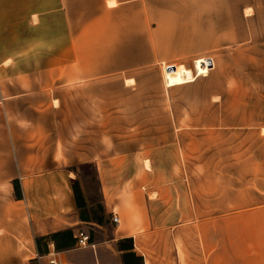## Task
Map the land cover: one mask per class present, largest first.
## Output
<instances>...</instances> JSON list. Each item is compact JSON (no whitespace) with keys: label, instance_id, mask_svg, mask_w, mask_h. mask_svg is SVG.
Returning a JSON list of instances; mask_svg holds the SVG:
<instances>
[{"label":"crops","instance_id":"0c3cea01","mask_svg":"<svg viewBox=\"0 0 264 264\" xmlns=\"http://www.w3.org/2000/svg\"><path fill=\"white\" fill-rule=\"evenodd\" d=\"M218 50L242 53L243 66L245 52L264 51V0H0V264H47L53 250L66 264H123L118 244L126 239L143 264H235L230 260L251 257L228 250L229 211L252 214L257 217L249 225H264V153L254 144L264 131V93L246 91L237 79L236 129L243 140L249 132L258 160L252 170L239 172L243 181L236 188L208 181L182 186L180 171L154 166L165 148L175 154L187 145L175 95L171 118L152 134L155 127L149 129L147 120L129 123L131 113L121 102L135 90L126 82H144L149 76L141 72L151 68L164 66L168 89L193 85L214 69ZM197 61L205 74L197 75ZM187 66L192 80L173 71ZM85 68H93L92 74ZM102 81L112 84L104 111ZM87 82L93 104L86 107ZM166 93L170 99L169 90L161 95ZM101 113L107 115L108 135L101 132ZM162 113L168 116L166 108ZM102 147L112 152L102 153ZM80 165L94 168L98 220L82 188L85 208L75 202L73 168ZM213 177L204 173L206 180ZM230 190L236 191L232 198ZM65 231L74 245L57 250L47 238ZM80 234L88 236L85 248L77 246ZM40 238L47 240L37 247Z\"/></svg>","mask_w":264,"mask_h":264},{"label":"rangeland","instance_id":"374dc122","mask_svg":"<svg viewBox=\"0 0 264 264\" xmlns=\"http://www.w3.org/2000/svg\"><path fill=\"white\" fill-rule=\"evenodd\" d=\"M241 55L242 53L240 54L237 51H230L228 54L220 50L214 51L212 56L215 57V67L209 75L203 79L199 78L191 86L185 85L184 87L177 88V90L176 88L168 89L165 87L163 80L164 66L141 72V74L149 77L144 82L136 83L135 86L131 81L126 82L127 86H133L135 89L124 100H121V102L126 101L131 113L129 123H140L143 121L142 124L146 125L147 120L149 129L152 126L155 127V130L151 134L156 133L157 129L164 128V125L167 124L166 117L171 118L170 110L172 108V101L174 100L173 95L177 97V100H180L181 126L184 132L182 142L187 145L175 148V154L173 148H165L164 156L154 163V166L165 172L180 171L182 186L190 184L200 186L208 181L212 182L213 185L236 188L238 181H243L237 178L240 176L239 172L243 173V171H246L247 173V171L252 170L254 163H256L254 161L258 160V156H252L253 140L246 136L249 132H244L245 138L243 140L242 130L236 129V89L237 79L240 78L242 86H244L246 91L251 92L255 87V89L264 93V51L257 52L250 50L249 52H245V66H243L244 59L240 57ZM195 65L197 75L205 74L206 67L202 61H197ZM34 69H36V73H39V70L43 68ZM192 69V66L185 68L175 67L173 71L177 73L180 71V76L178 77L192 80L190 73ZM92 70L93 68H85V73L91 75ZM242 70H244V77L241 74ZM173 71H170L171 75ZM240 74L241 76L239 77ZM256 77H260V80L254 82ZM91 83H84V105L86 107L87 104H93V86ZM185 83H188V81L170 83L167 84V87ZM109 85L112 84L103 81L101 83V111L107 109ZM113 85L115 84L113 83ZM165 90L171 92L170 99L167 93L165 97L161 95ZM247 103L252 104V100L246 101ZM54 105L56 104L54 103ZM260 106L262 113L260 123L264 124V99H261ZM248 107L250 108V106ZM164 108L168 111V116L162 113ZM139 111H142V113L139 114ZM85 117L89 118L91 116L85 115ZM105 118H107V115L101 113L102 135L109 134V131L106 129L107 124L104 123ZM56 121H60L59 113L56 116L54 114V122ZM187 125L193 127L197 125V129L189 131L186 128ZM260 134L262 139L255 138L254 144L258 148H261V152L264 153V131L261 130ZM190 135L193 141V145L191 146L188 145ZM135 149L139 148L116 147V151L120 152H133ZM151 150L155 152V149L150 148ZM101 152L108 155L112 150L102 147ZM176 155L179 158V162H177ZM143 165L146 169H150L152 164L147 162ZM73 171L77 174L78 187L80 190L82 188L86 193V199L95 204L96 210L92 218L94 220L100 219L98 184L94 168L91 165H80L74 167ZM205 172H213L214 177L206 180L204 178ZM219 173L223 174L222 178ZM247 182L248 180H245L246 185ZM234 195H236V191L230 190L229 198H232ZM229 212L230 226L228 228L227 246L230 254L234 252L237 254H252L251 257L245 259H232L230 261H233L235 264H240V261L244 262V264H264V225H249L248 223H252V219H256L257 217L252 214L237 217V211L232 210V207H230ZM263 215L264 213H262L261 219H264ZM243 218L248 220L244 221L245 225H239L237 222ZM220 245L221 243L219 242V248Z\"/></svg>","mask_w":264,"mask_h":264},{"label":"trees","instance_id":"16d2710c","mask_svg":"<svg viewBox=\"0 0 264 264\" xmlns=\"http://www.w3.org/2000/svg\"><path fill=\"white\" fill-rule=\"evenodd\" d=\"M72 191L74 194L77 207L79 209H84L86 205L84 203L83 196L80 188L78 187L77 182H73ZM47 239L51 240L54 243L57 250H62L64 248H68L74 245L72 234L69 231L53 234ZM47 239L45 238L36 239L37 247L40 246L42 241ZM118 249L119 251L122 252L123 264H143L142 258L136 256L135 253L133 252V245L131 239H126L121 243H119Z\"/></svg>","mask_w":264,"mask_h":264},{"label":"built area","instance_id":"2783aa9c","mask_svg":"<svg viewBox=\"0 0 264 264\" xmlns=\"http://www.w3.org/2000/svg\"><path fill=\"white\" fill-rule=\"evenodd\" d=\"M111 221L114 224H118V218H117V216L115 214L112 215ZM87 243H88V236L83 235V234H80L79 235V238L77 239V246H78V248H85V247H87L88 246ZM56 255H57V253L54 250L51 253H49L46 256V263L47 264H66L64 262L59 261L56 258Z\"/></svg>","mask_w":264,"mask_h":264},{"label":"bare ground","instance_id":"6f19581e","mask_svg":"<svg viewBox=\"0 0 264 264\" xmlns=\"http://www.w3.org/2000/svg\"><path fill=\"white\" fill-rule=\"evenodd\" d=\"M111 5V4H110Z\"/></svg>","mask_w":264,"mask_h":264}]
</instances>
